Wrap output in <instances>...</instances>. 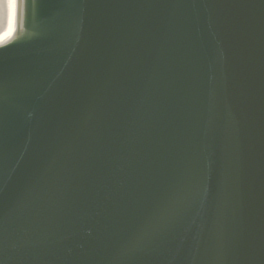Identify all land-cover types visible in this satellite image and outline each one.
Returning a JSON list of instances; mask_svg holds the SVG:
<instances>
[{
  "label": "water",
  "instance_id": "water-1",
  "mask_svg": "<svg viewBox=\"0 0 264 264\" xmlns=\"http://www.w3.org/2000/svg\"><path fill=\"white\" fill-rule=\"evenodd\" d=\"M14 14L0 264H264V0Z\"/></svg>",
  "mask_w": 264,
  "mask_h": 264
},
{
  "label": "bare ground",
  "instance_id": "bare-ground-1",
  "mask_svg": "<svg viewBox=\"0 0 264 264\" xmlns=\"http://www.w3.org/2000/svg\"><path fill=\"white\" fill-rule=\"evenodd\" d=\"M15 0H0V42L6 41L14 31Z\"/></svg>",
  "mask_w": 264,
  "mask_h": 264
}]
</instances>
